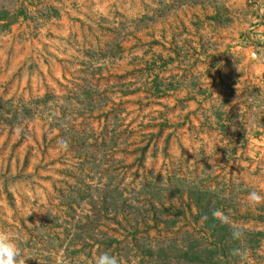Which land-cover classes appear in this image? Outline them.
<instances>
[{
    "label": "rangeland",
    "instance_id": "1",
    "mask_svg": "<svg viewBox=\"0 0 264 264\" xmlns=\"http://www.w3.org/2000/svg\"><path fill=\"white\" fill-rule=\"evenodd\" d=\"M261 9L0 0V230L27 264H238L214 209L264 264Z\"/></svg>",
    "mask_w": 264,
    "mask_h": 264
},
{
    "label": "clouds",
    "instance_id": "2",
    "mask_svg": "<svg viewBox=\"0 0 264 264\" xmlns=\"http://www.w3.org/2000/svg\"><path fill=\"white\" fill-rule=\"evenodd\" d=\"M261 14L264 15V9H261ZM259 56V52L252 54L253 59H257ZM15 131L19 135L23 129L17 127ZM58 143L65 150L69 146L66 140L58 141ZM246 199L252 208L264 205V194L259 191H250ZM212 216L221 224L228 225L231 229V239L237 242V246L231 248L230 255L236 258L238 264H254L251 253L245 246L246 229L237 226L231 216L221 209H214ZM261 248L264 249V242H262ZM29 258L31 257L26 256L16 238L10 236L7 230H0V264H27ZM56 264H69V261L62 256H57ZM94 264H121V261L115 255L102 252L95 257Z\"/></svg>",
    "mask_w": 264,
    "mask_h": 264
}]
</instances>
